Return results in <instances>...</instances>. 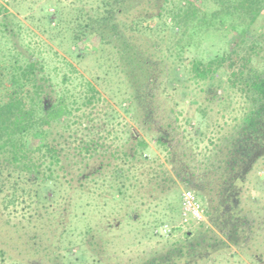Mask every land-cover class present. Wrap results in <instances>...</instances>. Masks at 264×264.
<instances>
[{
    "label": "trees",
    "instance_id": "16d2710c",
    "mask_svg": "<svg viewBox=\"0 0 264 264\" xmlns=\"http://www.w3.org/2000/svg\"><path fill=\"white\" fill-rule=\"evenodd\" d=\"M167 1L98 0L91 9L78 10L77 28L80 37L76 39L82 38L81 35L95 34L98 41L112 38L116 42L118 64L127 74L130 87L126 112L131 115L146 111L152 113L148 111V108L154 106L155 99L152 93L155 88V81L151 78L152 60L137 42L144 38L142 34L155 30L149 25H144V29L145 21H149V24L153 18L166 20V17L171 21L170 27L176 29L178 26L180 33L185 32L190 24L212 33L226 26L237 30L241 55L237 56V67L230 71L228 81L232 87L244 92L242 94L248 103L234 130L218 137L216 142L210 140L212 147L204 152L208 159L213 154L215 161H219L216 165L205 167L212 171V176L209 182H201L203 190L200 196L206 200L204 205L208 222L199 223L192 231H186L162 256L151 257L139 264H195L189 254L203 243L207 252L222 246H240L241 234L247 236L255 227L252 209L242 201V193L256 163L264 157V58L261 54L264 45L260 46L259 40L252 38V25L261 16L264 0H212L215 7L210 13L201 10L193 0H178L173 8L164 9L163 4ZM9 3V0L0 2L1 201L5 207L18 199L26 202L29 224L47 215V220L51 217L56 225L59 223L55 222L58 210L54 204L64 191L67 197L62 199L60 215L64 213L67 220L60 221L61 235L74 234L78 229L75 222L81 219L85 220L83 231L93 242L97 228L86 215L87 209L93 204L89 200L93 189L91 184L97 181L100 186L107 184L112 198L117 196L114 202L117 206L133 204L135 199L130 191L140 185L142 174L139 168L147 164L144 154L149 145L144 137L125 124L126 131H120L121 134H127L122 149L118 147L108 150L102 146L105 136L96 135L95 132L100 126L98 116H94L92 111L76 115L82 106L93 108L103 100L100 91L92 81L85 78L76 91V86H72L74 79L64 74L61 81L65 86L56 89L51 76L44 73L43 58L36 56L28 45L23 44L22 38L16 41L12 39L15 38V30L19 33L21 29L17 21V29L11 25L15 15L7 7ZM60 20L56 18V26L61 24ZM163 23L166 24L165 21ZM137 34H141L138 39ZM233 52L236 53V50ZM226 59L227 55L224 54L207 63L193 62V78L203 85L211 86L217 81L215 74ZM256 62L262 64V67H258ZM172 74L178 77L179 72H176L175 67ZM171 78L167 77L166 82L171 81ZM164 89L159 92V100ZM214 96H217L216 93ZM150 119L140 122L143 125ZM177 128L171 124L164 127L159 125L158 129L156 127V142L165 152V160L148 171V181L155 184L159 194L164 193L169 189L168 185L174 182L172 172L183 183H187L184 175L180 174L181 168H178L183 166L177 154L178 147L171 145L170 132ZM168 129L171 131L168 132ZM120 132L113 128L108 131V135L119 139ZM195 143L197 141L191 142L190 148ZM164 163L169 164V171L165 169ZM257 188H264V180L256 182L254 189ZM167 192H171V189ZM179 193V189L175 188L168 194L174 202H169L166 208L181 206ZM104 204L107 202L102 206ZM133 212L137 216L131 213L130 217L138 219L140 214L135 208ZM48 223L45 221L40 226L38 224L36 231L28 235L29 238L33 241L36 238L38 242L45 241L44 237L53 226L51 222ZM30 232L27 230L24 233ZM216 232L223 235V239H219ZM66 238L69 239V236ZM45 239L52 240L48 236ZM58 240L56 238L55 242ZM251 256L264 264L262 250L255 249ZM100 264L107 263L100 261Z\"/></svg>",
    "mask_w": 264,
    "mask_h": 264
},
{
    "label": "rangeland",
    "instance_id": "374dc122",
    "mask_svg": "<svg viewBox=\"0 0 264 264\" xmlns=\"http://www.w3.org/2000/svg\"><path fill=\"white\" fill-rule=\"evenodd\" d=\"M9 1L7 7L10 13L15 15V21L11 25L17 29L15 26L17 21L21 29L19 33L15 30V38L12 39L16 41L22 38L23 44L28 45L36 56L43 58L44 73L51 76L56 89L65 86L61 81L64 74L74 79L72 86H76V91L83 78L92 81L100 91L103 100L97 102L93 108L82 106L76 111V115L92 111L94 116H98L97 122L100 126L95 132L96 135L105 136L102 146L108 150L118 147L122 149L127 134L126 132L121 134L120 131H126L124 125L127 124L129 129L145 138L149 148L144 154L147 164L139 168L142 174L140 185L130 191L135 199L133 204L117 206L114 203L117 196L112 198L107 184L100 186L99 181L91 184L94 190L92 189L89 200L93 204L87 209L86 215L97 228L95 237L92 238L93 242H90L91 238L83 231L85 220L81 219L78 223L75 222L78 229L74 234L61 235L60 221L67 220L64 213L60 215L62 199L67 197L64 191L54 204V208L58 210L55 222L59 223L56 225L53 224L54 220L51 217L47 220V215L29 224L27 221L29 209L26 202L18 199L5 207L0 198V264H100V261L107 264H139L151 257L162 256L186 232L178 230L168 238L154 234L157 225L174 224L180 219L181 206L166 208L169 202H174L168 194L178 188L180 195L182 190L190 188L197 193L203 204H206L205 198L200 196L203 190L201 182L202 180L209 182L212 171L205 167L216 165L219 161H215V155L212 153L208 159L204 152L212 147L210 140L216 142L218 137L228 135L234 130L248 103L242 94L244 92L232 87L228 81L230 71L237 67V56L241 55L239 33L230 26L212 33L194 24H190L185 32L180 33L178 26L176 29L170 27L171 21L168 17L166 20L153 18L149 24V21H145L144 29H146L144 25H149L155 30L147 31L146 35L142 34L144 38L137 43L152 60L151 78L155 81V88L152 90L155 95L154 106L148 108L152 113L146 111L131 115L126 112L130 95L129 81L127 74L118 64L116 42L112 38L98 41L95 34L81 35L82 38L76 39L80 37L77 28L79 8L91 9L98 0ZM177 2L178 0H168L164 2L163 8L171 9ZM193 2L207 13L215 7L212 0ZM57 17L61 19L59 26H56ZM252 29V38L259 40L260 46L264 45V9L252 25ZM140 35L137 34L136 38L138 39ZM233 50H236L237 54ZM224 54L227 55V59L215 74L217 81L211 86L203 85L193 78L191 68L193 62L207 63ZM261 54L264 58V52ZM256 65L262 67V64L259 65L257 62ZM174 67L176 72H179L177 78L172 74ZM169 76L172 80L166 82ZM163 88L165 89L161 92L159 100V92ZM214 93L217 96H214ZM147 118H151L150 121L142 125L140 121L143 122V119ZM169 124L178 127L176 130L167 131H171L172 147H178L177 154L183 164L178 168H181L180 174L184 175L187 183H183L172 172L174 182L171 186L168 185L169 189L159 194L155 184L152 185L148 181L150 178L148 171L165 160V152L156 142L158 134L156 127L158 129L159 125L164 127ZM221 125L224 126L223 129ZM113 128L120 132L119 139L108 135V131ZM193 141L197 143L190 148ZM263 158L256 163L257 166L251 172L242 193V201L246 207L252 209L255 227L247 236L241 234L240 246H222L215 251L209 250L210 252H207L204 243L196 247L189 254L192 263L194 261L195 264H262L251 255L255 249L264 252V188L254 189L257 181L264 180ZM164 167L169 171L168 163H164ZM199 177L203 179H198ZM170 189L171 192H167ZM105 202L107 204L102 206ZM134 208L140 214L138 219L130 217L131 213L134 217L137 216L133 212ZM45 221L53 224L47 235L52 240L48 241L49 239H45L46 236L45 241L38 242L32 237L34 242L28 235H32L38 224L40 226ZM27 230L31 232L25 234ZM192 230L193 227L187 231ZM216 235L223 239L219 232H216ZM56 238L59 239L58 242H55ZM257 245L259 248H256Z\"/></svg>",
    "mask_w": 264,
    "mask_h": 264
},
{
    "label": "built area",
    "instance_id": "2783aa9c",
    "mask_svg": "<svg viewBox=\"0 0 264 264\" xmlns=\"http://www.w3.org/2000/svg\"><path fill=\"white\" fill-rule=\"evenodd\" d=\"M181 211L177 223H161L154 228V234L159 237L168 238L173 232L187 231L199 223L207 221L206 207L196 193L186 188L180 194Z\"/></svg>",
    "mask_w": 264,
    "mask_h": 264
}]
</instances>
